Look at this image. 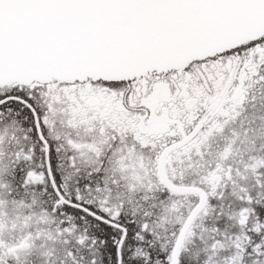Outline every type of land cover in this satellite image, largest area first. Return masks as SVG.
<instances>
[{
    "label": "snow or ice",
    "instance_id": "1",
    "mask_svg": "<svg viewBox=\"0 0 264 264\" xmlns=\"http://www.w3.org/2000/svg\"><path fill=\"white\" fill-rule=\"evenodd\" d=\"M0 264H264V0H0Z\"/></svg>",
    "mask_w": 264,
    "mask_h": 264
}]
</instances>
